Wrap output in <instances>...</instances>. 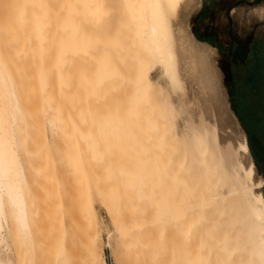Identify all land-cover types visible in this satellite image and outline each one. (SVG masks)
<instances>
[{"label":"rangeland","instance_id":"obj_1","mask_svg":"<svg viewBox=\"0 0 264 264\" xmlns=\"http://www.w3.org/2000/svg\"><path fill=\"white\" fill-rule=\"evenodd\" d=\"M96 1L0 0V14H3L0 24L7 21L13 25V28L8 27L7 23L4 29L0 26V60L9 67L17 82L28 123L27 137L34 139L28 148L33 152L30 162L39 169L33 172L32 190H29L37 206L33 214V243L21 244L16 238V241L9 239L21 264H58L60 260L67 264H92V261L97 264L98 255L105 264H139V260L125 261L118 232L113 228L104 200L106 203V190H138L134 178L139 173L137 159L140 155L154 157V150L148 145L142 151L139 146L140 133L143 132V137L146 135L145 143H149L151 131L150 128L139 131L138 120L131 114L133 101L160 90L151 97V109L164 111L165 85L161 68L151 62L147 63L146 74L151 84H157L154 92H150L151 89L146 94L134 75L133 64L138 52L137 47L128 42L133 39L132 28L123 26L126 0ZM243 1L247 6L242 4L238 10L246 9L247 23L239 15L228 20L231 0H200L198 7L183 13V19L202 44H206L200 39L203 32L220 33L221 49L209 46L216 51L214 61L228 107L238 129L246 136L254 164V182L262 181L260 192L264 195V169L254 150L256 140H264L261 132L255 131L264 125V48H249L252 36L264 40V17L253 16L258 14L256 7L264 3L258 0H238L237 3ZM94 5L102 8V17L95 19V27L91 25L92 14L89 13ZM19 7L26 9L28 16L35 13L42 19L38 16L33 18L37 23L28 22L27 13L21 9L18 12ZM17 12H22L23 16ZM11 15L16 16L13 21ZM20 16L27 19V29L19 23ZM40 20H44L43 23L47 20V25L43 24L47 26L45 29ZM228 22L236 42L244 44L247 40V52L236 53L240 56L236 60L228 50ZM50 116L57 119L60 127L53 146L47 142L45 127ZM175 121L178 127L181 119ZM236 125L219 123L220 137L234 146ZM163 149L161 146V152ZM220 223L211 218L207 221L206 229L214 232L216 238L223 235ZM169 232V237H164L159 246L161 251L173 256L184 242ZM93 239L94 246L89 242ZM215 240L207 243V252L212 254L211 264H232L227 249ZM21 248L27 251L26 260L21 257Z\"/></svg>","mask_w":264,"mask_h":264},{"label":"bare ground","instance_id":"obj_2","mask_svg":"<svg viewBox=\"0 0 264 264\" xmlns=\"http://www.w3.org/2000/svg\"><path fill=\"white\" fill-rule=\"evenodd\" d=\"M199 5L200 0H126L123 26L132 28L133 39L128 42L138 52L134 75L146 94L154 92L157 84H151L146 74L147 63L151 62L161 68L165 85L164 111L151 109V97L160 90L133 101L131 114L138 120L139 131H151L150 144L145 143L146 135L143 137L142 132L139 146L142 151L148 145L154 150V157L140 155L137 159L139 173L134 178L138 190H106L105 208L118 232L126 262L211 264L207 243L216 238L214 232L206 229L211 218L216 223L221 221L223 235L215 241L227 249L232 264H264L262 181L254 182V164L246 136L238 129L228 107L214 61L216 51L197 41L183 19V13ZM22 7L18 12L21 9L25 13ZM101 11L96 5L89 11L93 27L97 26L95 19L102 17ZM34 14L30 13L28 20L20 16L19 23L27 29L29 20L38 22L33 18L37 19L39 13ZM14 17L11 15V21ZM41 21L47 25V20ZM3 22L2 29L8 23ZM177 118L181 119L178 127ZM26 120L14 75L0 60V264H12L10 238L28 245L33 240L28 182L20 169L16 148L8 144L21 137ZM220 122L223 126L236 125V146L220 137ZM45 127L49 138L59 137L55 117H47ZM169 231L184 242L173 256L161 251L159 243L169 237ZM98 258L95 263L105 264L102 256ZM58 264L67 263L60 260Z\"/></svg>","mask_w":264,"mask_h":264},{"label":"crops","instance_id":"obj_3","mask_svg":"<svg viewBox=\"0 0 264 264\" xmlns=\"http://www.w3.org/2000/svg\"><path fill=\"white\" fill-rule=\"evenodd\" d=\"M231 1L233 3L231 4L230 7H228V14L226 15V17H228V20L231 21L232 16L239 15V17H242L243 20L245 21V23H247V11H246V9L242 8L243 12H240L238 10V8L242 4L247 6V2L243 1L241 3H237L238 0H231ZM258 1L264 3V0H258ZM256 8H257L258 14H256V15L253 14V16L263 18L264 17V5L256 7ZM231 13H232V15H231ZM262 24L264 25V21ZM227 25H228V28L226 29V31H227L226 35L228 36V39H229L228 50H231L233 52L232 58H234L236 60V59L240 58V56H238L236 53H239V55H240V52H242V51L247 52V40H245L244 44H242L240 41L236 42L233 38L234 37L233 33L230 30V23L228 22ZM200 39L205 41L206 44H208V45L210 44V45L214 46L216 48V50L221 49L220 46L218 45L219 39H220V33L219 32L216 33L215 31H212V32L211 31H205V32H203V34H201ZM260 41L262 43H258ZM249 45H250V47H249L250 49H255V48L257 49L259 46H261V48H264V40H260V38H258V40H257L252 36L251 42L249 43ZM26 124H27V126H26ZM24 126H25V128H24ZM24 126L21 127L22 129H24V133L20 134L21 137L20 138L19 137L14 138V140H16V142L11 139V141L14 143V146H12L13 144L11 141H10L11 144L8 142V140H10V139H8L6 141L8 142L9 146L16 148L15 152L17 151L16 157L19 158L18 161L20 163V169L23 170L22 172L24 173V177L28 182V187L26 188V190H32L31 183H30L31 177L33 176V172L39 171V169L35 168L32 165V163L30 162V158L33 156V152L31 149H28V148H30V146L32 145V142H34L33 141L34 139H30L29 137H27L28 136V123L25 122ZM255 131H257V133L260 131L261 132L260 136L264 138V125H262V127L261 126L257 127L255 129ZM7 142H4V143H6V146L8 145ZM47 142L51 146H53V144L55 143L54 139L52 140L51 138L48 137V135H47ZM40 144H41V146H43V140L40 141ZM255 147L256 148H254V150L257 153L256 156H258V158L260 159V165L264 169V140H262V139L256 140ZM29 197H30L29 211H30L31 216H32L31 217V225L33 227L32 229H34L35 223H34V219H33V214H34L35 210H37V206H34V194H33V192L29 191ZM32 232H33V230H32ZM32 239L34 240V234H33ZM33 240H32V243H33ZM8 243L10 244V241ZM22 244H24V243H22ZM9 247H11V246H9ZM10 249L11 250H10V255H9L10 257L9 258L12 260V261L10 260V262L12 264L13 263L14 264H21V262L18 260V256H17L18 253L15 251L14 246L12 245V247ZM21 251H22L23 255H22V253H19V255H22L21 257L25 258V260H26L28 258L27 254H26L27 251L25 249H22V248H21ZM33 253H34V251L31 252V254H32L31 255V261H33Z\"/></svg>","mask_w":264,"mask_h":264}]
</instances>
